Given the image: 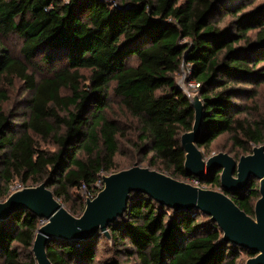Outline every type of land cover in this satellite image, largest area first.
<instances>
[{"label": "trees", "instance_id": "1", "mask_svg": "<svg viewBox=\"0 0 264 264\" xmlns=\"http://www.w3.org/2000/svg\"><path fill=\"white\" fill-rule=\"evenodd\" d=\"M240 1L0 0V36L20 37L26 61L14 59L0 45V201L9 197L16 180L21 189L30 180H44L73 216L83 214L87 199L101 191L103 174L114 172L120 141L126 138L124 127L106 113L112 82L115 96L137 121L143 144L138 153L144 159L152 154V170L176 180L210 179L221 188L220 172L202 181L186 174L181 137L193 130L195 111L177 76L185 69L188 82L201 85L205 119L200 150L224 134L244 152L249 145L263 146L264 116L255 123L237 118L245 109L234 101L246 91L229 88L234 82L264 81V67L258 68L264 62V11L239 15L246 3ZM222 14L236 16L235 23L220 28L216 20ZM254 30H259L258 41L249 45ZM38 57L49 66L62 58L66 67L53 65L51 76L36 83L27 64ZM132 58L135 66L129 65ZM10 77L22 78L33 92L29 118L20 126L5 110ZM34 136L52 139L57 151L42 150ZM259 188L254 182L230 197L254 217ZM204 217L134 195L131 212L111 227L110 237L117 245L128 241L131 248L125 253L137 264H238L241 253L254 257L222 243L217 224L209 217L199 222ZM41 222L27 210L0 221V258L6 264H37L32 249ZM102 236L53 241L49 259L52 264H94ZM22 251L30 253L25 261ZM101 264L122 262L110 258Z\"/></svg>", "mask_w": 264, "mask_h": 264}, {"label": "water", "instance_id": "2", "mask_svg": "<svg viewBox=\"0 0 264 264\" xmlns=\"http://www.w3.org/2000/svg\"><path fill=\"white\" fill-rule=\"evenodd\" d=\"M188 99L195 111V121L193 130L181 137L186 174L202 181L220 172L221 191L201 189L137 163L103 176V189L86 201L80 217L73 216L48 188V182H44L18 190L0 203V221L25 210L45 221L37 231L32 254L37 264H52L47 253L51 242H84L100 235L109 238L111 227L131 212L132 197L143 194L174 212L199 211L217 224L223 234L222 243L254 255L246 264H264V145L239 161L227 153L205 161L198 148L204 104L200 94ZM254 182L260 184V198L254 207L255 216L251 217L230 196L251 188Z\"/></svg>", "mask_w": 264, "mask_h": 264}, {"label": "rangeland", "instance_id": "3", "mask_svg": "<svg viewBox=\"0 0 264 264\" xmlns=\"http://www.w3.org/2000/svg\"><path fill=\"white\" fill-rule=\"evenodd\" d=\"M240 2H246L245 7L242 13H239V15H243L248 13L249 11H254L256 9H262L264 11V0H241ZM240 5V3L238 4ZM238 15V16H239ZM236 20V16L234 15H228L225 16L222 14L218 17L217 25L220 28H227L230 25L234 24ZM259 30L251 31L248 36L251 40L249 45H254L257 43V33ZM0 45L1 48L6 49L10 55L17 60H20L22 62H25V59L22 55V46H23V40L18 37L17 35H11L9 37H2L0 36ZM61 60V61H60ZM58 61H54L52 65H47L44 61L41 60V57H38L35 59V61L32 64H27L28 75H34L35 82L40 83L45 78H49L52 74V66L55 65L56 70H62L66 67V62H64V59H60ZM137 64V60L135 58H132L129 62V65L135 66ZM264 67V62L258 66V68ZM81 73L88 78L90 76V72L88 70H81ZM188 75L185 69L182 70L181 74L177 76V84L178 86L183 89L186 96L191 98V96L199 95V91L192 90V89H186L185 86L188 84ZM253 83H231L229 88L231 89H242L246 91V94L236 99L234 102L241 106L243 112L240 115H237V118L239 119H247L250 123H255L261 119L262 116H264V81L263 82H255ZM6 83H11L8 85L9 89V97L10 100L8 103L5 104V110L8 114H13V117L15 118L14 124L16 126H20L24 120H28L29 118V108L28 103L29 100L33 96V92L30 90V88L27 86V83L22 78L19 77H10ZM114 87L115 83L112 82L109 87L108 92V102H107V110L106 113L109 118L114 119L118 121L122 127H124L126 132V138H122L120 141V153L115 158V169L114 173H118L122 170L128 169L132 167L133 165L139 163L142 167L148 168L152 170V168L149 166V160L152 157V154H150L146 159L144 157H141L138 153L137 146L140 147L141 144L139 139L140 129L137 124V121L134 120L128 112L124 109V107L121 104V101L119 98H117L114 94ZM186 90L188 92H186ZM63 95H69L68 92H64ZM60 115H64V113H60ZM35 140L37 142V145L44 151L48 153H53L57 151V147L52 139L43 140L38 136H34ZM264 145V144H263ZM259 147L256 145H249V151L244 152L241 149H239L236 145L234 140L232 139V136L229 134H224L220 136L209 148L201 149V152L203 153L204 160L208 161L211 157L218 155L220 153H227L237 161L240 160L243 156H248L253 153V149ZM110 174H103V176H109ZM178 181L184 182L190 185H193L195 187L205 189V190H212V191H221V188L217 185V183H211L209 182L210 179H207L204 182H196V181H190L187 179H179ZM44 182H37L36 180H30L27 184L26 188H32L38 186L40 183ZM259 184V182H257ZM22 183L18 180H16L10 189V195L14 192L18 191L20 187H22ZM99 187V186H97ZM102 190V189H101ZM9 195V196H10ZM6 201V200H5ZM4 202L0 201V203ZM63 203V202H62ZM65 205V204H64ZM207 217L201 218L200 221L206 222ZM43 224L40 225L42 227ZM111 234L109 235V238L106 236H102L100 239L99 247H98V253L97 258L94 264H101L107 259L115 258L122 262V264H137V258L130 257L125 253V250L128 248H131V244L127 241L126 245H117L111 241ZM29 252H21V258L25 261L27 260L26 257L29 255ZM251 259L250 256H248L245 253H241L239 255L238 264H246L247 261ZM0 264H6L3 258H0Z\"/></svg>", "mask_w": 264, "mask_h": 264}, {"label": "built area", "instance_id": "4", "mask_svg": "<svg viewBox=\"0 0 264 264\" xmlns=\"http://www.w3.org/2000/svg\"><path fill=\"white\" fill-rule=\"evenodd\" d=\"M185 88L188 89V90L192 89V90L198 91L201 88V85L199 83L195 82V81H189L188 84H186ZM103 186H104V184L101 185L100 188L103 189ZM18 190H21V187ZM83 193H84V196L88 197L87 191H84ZM41 224L44 225L45 221H42Z\"/></svg>", "mask_w": 264, "mask_h": 264}]
</instances>
